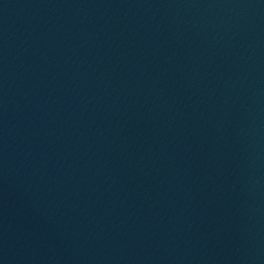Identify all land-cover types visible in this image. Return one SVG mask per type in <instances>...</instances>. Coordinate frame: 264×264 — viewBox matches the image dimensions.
<instances>
[{
    "label": "water",
    "instance_id": "1",
    "mask_svg": "<svg viewBox=\"0 0 264 264\" xmlns=\"http://www.w3.org/2000/svg\"><path fill=\"white\" fill-rule=\"evenodd\" d=\"M0 264H264V0H0Z\"/></svg>",
    "mask_w": 264,
    "mask_h": 264
}]
</instances>
